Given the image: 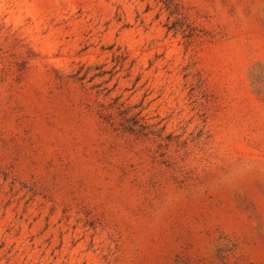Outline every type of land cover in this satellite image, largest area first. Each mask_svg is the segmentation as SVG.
Masks as SVG:
<instances>
[{
	"label": "rangeland",
	"instance_id": "374dc122",
	"mask_svg": "<svg viewBox=\"0 0 264 264\" xmlns=\"http://www.w3.org/2000/svg\"><path fill=\"white\" fill-rule=\"evenodd\" d=\"M0 264H264V0H0Z\"/></svg>",
	"mask_w": 264,
	"mask_h": 264
},
{
	"label": "trees",
	"instance_id": "16d2710c",
	"mask_svg": "<svg viewBox=\"0 0 264 264\" xmlns=\"http://www.w3.org/2000/svg\"><path fill=\"white\" fill-rule=\"evenodd\" d=\"M138 115L139 113H135L128 118L129 121H131V124L126 126V130L136 135L147 136L149 132H146V126L143 123L140 124L141 119L138 117Z\"/></svg>",
	"mask_w": 264,
	"mask_h": 264
}]
</instances>
